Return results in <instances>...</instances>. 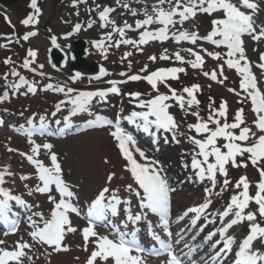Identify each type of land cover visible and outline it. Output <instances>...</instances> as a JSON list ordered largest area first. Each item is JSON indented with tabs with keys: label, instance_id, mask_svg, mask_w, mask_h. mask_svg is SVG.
Returning a JSON list of instances; mask_svg holds the SVG:
<instances>
[{
	"label": "snow or ice",
	"instance_id": "6c2138e0",
	"mask_svg": "<svg viewBox=\"0 0 264 264\" xmlns=\"http://www.w3.org/2000/svg\"><path fill=\"white\" fill-rule=\"evenodd\" d=\"M82 2H86V0H73V7ZM120 2L123 3L125 9L129 8L127 2H124V0H120ZM165 4L169 5L167 10L163 7ZM96 7L97 9L101 8L100 5ZM258 7V3L251 2V0H235V2L234 0H157V6L153 8L154 16L149 15L147 11H145V16L147 18L137 21L135 29L126 21L123 27H117L114 21H110L109 15L114 9L103 7L102 10L99 11V19L104 22L101 26L105 27L109 23L112 24L113 32L118 33L121 37V39L115 41L114 44H110V46L116 48H119L121 44H123L131 45L142 51L141 46L148 44L150 41L163 42L169 38L175 40L177 43L187 41L196 45L198 40H204L216 47H225L227 49V59H223L219 52H208L206 49H200V52H197L191 48L185 49L184 51L194 57V60H185L179 52L174 53V58L181 65L189 64L192 69L203 68L204 56L201 55V52L206 53L214 60H223V62L218 65V71L203 72L205 77L219 84H223L224 82V80L218 79V72L220 76L224 74V65H227L228 69H234L241 78L239 88L241 92L244 93V100L250 99L251 101L252 112L255 114L254 126L260 133L258 136L250 127L246 126L243 108L235 112L231 123L228 122V105L226 101H222L217 108L214 107L215 100L209 97V115L206 120L201 117L198 111L200 101L195 95L200 91L199 84H194L191 87H184L182 89V94H178L175 89L167 84L168 80H177L179 78L178 74H186V69L183 66L160 68L146 76H141L139 74L128 75V73L121 72L119 75L122 77L126 76L127 80H109L107 83L110 84L111 87L107 90L80 92L78 96L69 101L74 106V113L86 111L94 97H99L100 100L103 101L109 93L117 95L121 93V89L118 85L125 84L128 81L135 82L143 79L157 92L158 83H163L168 87L170 93H159L147 100H141L140 93L129 94L137 101L136 107L143 109V111L140 112L134 111L129 119H141L144 122L145 130H147L149 124H154L156 128L165 131H173L178 127L174 116L169 111L172 105L169 104L168 101H174L182 111L197 109L190 113L196 117L197 123L189 125V129L194 130L195 133L201 135L203 138L197 139L195 137H189L194 149H196L192 155L190 166L194 175L200 182H204L205 180L210 182L211 187H206L204 189L205 194L209 197L211 196L217 185L218 174L224 177L223 189L226 190L228 188L231 183L228 179L229 165L233 168H248L251 166L256 169L259 175V180L255 185L256 192L254 196L250 195V182L247 176H241L234 185V188L240 191L231 197L224 211L218 213L221 222H224L226 217L231 216L232 218L220 229V236L224 237L222 247L217 251V244L220 243V241L211 245L212 249L215 251V257H213V259L219 258L222 253L231 252L233 245L236 244L238 251H236L234 255V264H264V226H261L257 221L258 216L260 220H264V90L258 88L257 78L251 71V63L246 57L242 40V36L245 34H248L253 41L260 42L264 40V27H261L257 33L254 28L253 15L246 13V10H251V13L254 14ZM30 8L33 10L32 14L21 21L24 26H34L38 23L37 18L41 14V9L38 7V0H30ZM129 11H131L134 16L137 14L134 10L129 9ZM197 12L208 16L219 14L218 16H213L211 20V31L206 36L199 37L197 33L189 31H177L173 33L171 37L169 36V26H174L177 23L183 24L184 21L195 18ZM174 17H179V21L174 20ZM5 20L11 25V21L7 16H5ZM153 23H158L162 25V27L156 31L147 30V26ZM88 27H92V24L89 23ZM80 28L81 25L77 23L75 25V31H79ZM140 29H143V31L140 32L138 39L124 38L126 30L135 31ZM35 35H37L35 31H29L23 35L22 39L27 41L30 37ZM5 39H7L9 43L12 42L11 37H5ZM106 40L111 42V33L107 35L106 39L102 37L99 41L94 42L95 47L104 50ZM16 42L18 43L19 40ZM52 43L55 44V39L52 40ZM0 47H6V45H0ZM165 52H167L166 49ZM132 54V52H126L122 60L127 59ZM36 56L37 52L35 50H27V58L23 60L21 67L37 75L44 76L42 71L37 72L36 68L31 67ZM170 58L171 57L168 55H161L159 57L161 60H168ZM149 59L156 61L157 57L150 56ZM242 61L243 63H241ZM259 61L260 62L256 66L264 72V52L259 53ZM4 63L8 65L14 62L9 57L4 60ZM38 67L42 69L43 65H39ZM129 68H131L130 63ZM146 70L147 68L145 66L141 71ZM100 73L102 76L109 75L103 68L100 69ZM10 75L14 78H18L17 82L11 84V88L14 91L24 86H27V91L30 93H35L37 91L34 84L30 83L21 75L20 72L16 70L15 66L11 68ZM5 79H7V76ZM97 79H99V77H97ZM224 79H227V77H224ZM47 87L50 89L53 86L49 84ZM56 90L64 92L65 88L58 87ZM73 91L74 89L67 88L68 93H72ZM228 91L234 92L237 96L241 95V92H236V90L232 88H229ZM8 95V92L5 91L3 96H0V101L8 99ZM240 102L243 103L244 101L242 100ZM59 108L60 105H57V109ZM53 115H55V113ZM150 117L154 119H150ZM222 120L223 123L221 122ZM92 123L100 126H112L111 121L105 120L100 116H96L95 121ZM210 125H214V127H210ZM114 127L115 130L110 134L117 142L120 153L130 166L127 170L131 173L138 187L143 191V195H141L139 191L134 193L140 200V207L150 210L152 213H158L162 221V227L167 231V216L170 200L169 193L173 191V189L170 188L167 179L162 177L159 170L155 167L156 161H151L143 165L137 163L129 147L135 144L133 137L126 133L118 123ZM41 128H43V117L41 118ZM236 130H238V134ZM173 139H175V136H173ZM220 139L225 141L222 146L217 145V141ZM250 140L252 142L248 143ZM41 148L47 150L49 153L50 167L45 166L44 163L37 158ZM52 148L53 145L49 143L43 145L33 144L31 147V155L20 153V155L26 156L28 162L35 167L37 179L40 183L36 185L34 191L42 195L46 194L48 200L54 205L50 211L49 218H45L42 213H33V215L40 218L43 222V226H40L31 216L28 218L32 228V231L29 233L31 240L38 245L51 248L53 252H67L69 248L63 244L66 235L80 231L84 250H88L90 242L94 245V249L91 251L86 264H96L98 259L102 262H107L111 259L113 264H144L142 256L146 252L148 255H152L155 250L149 251L143 249L136 245L134 240L130 244L125 241L122 236L118 241H113L109 239L108 236L98 235L94 229L91 222L92 220L103 219L107 208L111 209L112 215H116V205L121 203L117 193L109 186L103 187L98 192L96 198L91 202L88 210L89 225L83 229H77L72 226L70 215L73 213L76 215L80 214L79 209L72 202L73 199L76 198V193L64 180L61 164L58 161L56 153L52 152ZM9 151H12V149H9ZM140 156L144 157V153L140 152ZM105 163H107V161H105ZM114 178L115 173L109 174L106 178V183L110 185ZM21 179L28 180L31 179V177L22 176ZM3 180L4 173H0V184L3 183ZM53 188L59 195L58 200L51 195ZM128 188L129 191H132L131 185H129ZM29 194H32L31 191ZM0 196L4 198L0 200V216L7 219L9 210L8 201L15 200L17 203L21 204L23 201L20 197H14L9 191L2 188H0ZM106 199L108 201L107 204H105ZM251 202H254L258 206L257 212H246ZM123 203L130 204V201H123ZM211 203L212 201L209 198L206 202L197 207H189L180 219L189 216V214H194L191 224L195 226L202 214L210 207ZM27 207L30 208L31 206ZM126 211L130 212V209H126ZM128 219L139 221L141 216L136 215L133 217L130 214ZM244 222H248V231L242 241L237 244L234 237L226 236L225 234L233 226ZM13 223L15 224V221H13ZM168 235L171 236V233L168 232ZM214 236H216V233L212 232L207 239L211 241ZM156 239L159 241V237H156ZM4 243L3 240H0V245ZM176 243L179 244L180 240H177ZM32 247L33 245L31 243L20 240L16 242L14 249L11 251L0 248V264H10V262H14V264H26L25 258L27 261L32 260V257L28 255ZM162 250L166 251L168 257L165 264H184V260L172 251L170 245L164 246ZM133 252L138 254L132 255Z\"/></svg>",
	"mask_w": 264,
	"mask_h": 264
},
{
	"label": "rangeland",
	"instance_id": "374dc122",
	"mask_svg": "<svg viewBox=\"0 0 264 264\" xmlns=\"http://www.w3.org/2000/svg\"><path fill=\"white\" fill-rule=\"evenodd\" d=\"M150 1H153L154 3L147 2L145 4L143 2H139V7H129L137 13L134 16L131 11L118 8L117 5H115V0H86V2L78 3L75 7H73V0H40L38 7L41 9V14L37 18L38 23L32 27L24 26L21 23V21L27 16L25 8L26 0H15L14 4L10 7L9 12L11 13H9L10 16L8 17L11 21V25H9V23L5 20L7 13L0 7V35L5 34L6 37L12 33L11 29L13 28H16L19 31L15 38L14 36L11 38L12 49L9 52H7L5 47H0V71L6 74L5 72L9 69L7 75L10 76V79L15 81L18 78H14L10 75L11 68L15 66L16 70L19 71L21 75H23L30 83H33L38 87L41 85L40 82L43 81L47 82L46 84H51L54 89L64 87V92H67V88H72L74 89L72 93H76L82 89H87L91 92H96V90L99 89L107 90L111 87L107 81L127 80L126 76L122 77L119 75L121 72L128 73V75L139 74L141 76H146L163 67L166 63L176 64L177 67L183 66L186 69V74L180 73V76L189 75L196 81V83H199L202 86L203 91L210 92L199 96L200 105L198 111L200 116L202 114L206 116L209 115V108L205 104V102H209V95L217 97L220 100H226L227 104H229L234 110L240 108L244 109L246 124L258 136L260 133L254 126L255 114L252 112L251 101L250 99L244 100V93L241 92V89L239 88L241 78L234 69H228L227 65H224L223 76H220L218 72V79H222L224 82L223 84H219L205 77L203 72H211L213 70L218 71V65L221 64L223 60H214L206 53L201 52V55L204 56L203 68L192 69L189 64L181 65L174 58V53L179 52L185 60H194V57L184 51L185 49L191 48L197 52H200V49H206L208 52H219L223 59H227V49L225 47H216L215 45L203 42L202 40H198L196 45L187 41L177 43L171 38L163 42L150 41L148 44L141 46L142 51L131 45L121 44L119 48L110 46V44H114L115 41L121 39V37L118 33L113 32V25L110 23L106 26V29L102 28L101 25L104 22L99 19V11L102 10L103 7L114 9V11L109 15L110 21H114L117 27H123L124 22L126 21L129 25H132L133 29H135L137 21L147 18L145 16V11H147L149 15L154 16L153 8L157 6V0ZM251 2L258 3L259 7L254 14L251 13V10H246V13L253 15L254 28L258 33L259 29L264 27V0H251ZM29 5L30 0L28 1V6ZM97 5H100L101 8L97 9ZM163 7L167 10L169 5L165 4ZM218 15L219 14H213V16ZM213 16L197 12L195 18H190L189 20L184 21L183 24L177 23L174 26H169V36L171 37L172 34L177 31H189L197 33L199 37H204L211 31V20L213 19ZM174 20L179 21V17H174ZM77 23L81 25L79 32L73 29V24ZM89 23L92 24V27L90 28L88 27ZM37 24L39 27H37ZM44 24L50 26L52 28L51 31H54L55 33L59 32V34H61V37L58 39L61 44L60 47H62L69 56L70 50L68 48L65 49V43L70 40L68 37L69 33L75 38L80 37L87 39L90 42L88 61L91 63H100L109 75L102 78L98 73L90 74L85 71L72 72L70 69L71 59H69L63 70L54 71L48 59V46H50L49 39L47 34H44L43 31L41 32V27ZM160 27H162V25L153 23L152 25L147 26V30L156 31ZM29 31H35L37 35L27 41H24L22 37ZM141 31H143V29L135 31L126 30L124 38L138 39ZM109 33L112 34V40L111 42L106 40L104 50L95 47L94 42L99 41L102 37H105L106 39ZM5 37L0 36V45L8 44L9 41L5 39ZM17 40H19L18 43L16 42ZM244 41L245 43L243 46L246 57L251 63V71L257 78L258 88L264 90V72L256 66L260 62L259 53L264 52V40L260 42L253 41L248 34H245ZM29 49L37 52V56L31 67L36 68L37 72L42 71L44 76L37 75L36 73L21 67L23 60L27 58V50ZM165 49L167 52H165ZM126 52H132L133 54L127 59L122 60V57ZM161 55H168L171 58L168 60H161L159 59ZM150 56H156V61L150 60ZM9 57L14 63L6 65L4 60ZM129 63L131 64V68H129ZM241 63H243V61ZM39 65H43V68L40 69L38 67ZM145 66L147 70L141 71L145 68ZM97 77H99V79H97ZM224 77H227V79H224ZM0 81L3 84V89H5V87H11V85L5 84L6 80L3 78H0ZM180 83L181 81L178 80L167 81V84L171 88L175 89L177 93L179 90L182 92V89H180ZM118 86L121 89V94L117 95L109 93L103 101H101L99 97H94L88 105L86 111L74 113L73 117L76 120L75 122L79 123L77 126H81L79 129L90 127L89 130H85L80 134H76V132L73 131L68 136L59 139L48 137L45 140L46 142H40L38 138H33V140H36L34 142L39 144L49 143L53 145L52 152L56 153L58 157V161L62 167L64 180L73 186L74 192L80 196L81 201L86 205L91 203L92 199L96 197L98 192L105 186H109L117 193L121 203L123 201H130V204L132 202H138L139 198L136 197L134 193L136 191H142V189H140L136 184L131 173L127 170V162L122 166L125 161L124 157L120 153L117 143L109 137L111 126H100L92 122L95 121L94 117L100 116L105 120L111 121L112 126H114L123 116L130 117L134 111H139L138 109H135L137 101L129 95L130 93H140V99L147 100L150 97H154V92L156 91H153L147 81L143 79L135 82L128 81L127 83ZM229 88L235 89L236 92H241V95L237 96L234 92H229ZM22 89L23 93H28L25 87H22ZM11 90L13 92L12 88ZM160 92L161 90L157 93L159 94ZM124 94L125 103L123 105L134 104L135 106L129 107L121 114V116L116 117L114 115L115 105L118 101L121 103ZM13 96L14 93L9 95L8 99L4 100L3 103L1 101L0 103L4 106H8L12 112H17L16 115H19L21 112H26L22 111L24 110L26 102H22V99L20 100V98H12L10 100ZM54 96L55 94L53 91H43L37 98L34 97L32 100L27 97L26 101L31 103V110L39 108V112L44 113L49 109H53V107L51 105L49 106V104L51 101L56 100ZM126 97L128 100H126ZM242 100L244 101L243 103L240 102ZM128 101L129 103H127ZM36 102H38V105H35ZM168 103L172 105L169 111L174 116L178 125V127L173 131H165L167 139L175 146L176 151L180 154L179 156H181L180 162L175 163V167L178 170H183L184 168L189 175H192L193 173L191 171L193 170L190 166L191 158L196 149H194L189 137H195L197 139L203 138L201 135L195 133L194 130L189 129V125L197 123L196 117L190 114L191 111H195L197 109H187L182 111L173 101H168ZM66 109L67 108H65V110ZM65 112L66 111L63 110L60 111L61 114ZM46 113L47 114L44 113L45 116L41 115L45 118L44 121L46 122L51 120L57 121L56 116L61 115L58 111H49ZM52 113L58 114H56V116L50 115ZM10 118H13V116H10ZM18 118L22 120V117ZM4 123L7 124L6 118ZM210 127H214V125H210ZM4 129H2L1 133H4L6 137L4 138V143H1L2 150L0 152V173H4L2 185L8 188L9 186L10 188L14 187L19 193L24 194L34 203V205H36V212L38 211L44 215L48 212V210L53 208L54 205L48 200L46 194L42 195L34 191L36 185L40 183L37 179L35 167L28 162L26 156L20 155V153L31 155V148L29 149V145L32 147V144L28 145L26 141L27 139L23 136L8 132L7 127H4ZM236 132L238 134V130H236ZM128 134L131 135L135 141L134 145L129 146L133 158L142 165L153 161L145 154L144 157L140 156V152H143L140 150L142 147L141 143L133 134ZM173 136H175V139H173ZM156 140H158L157 135L152 138V142H155ZM251 142V140L248 141V143ZM223 143H225V141L222 139L217 141L218 146H222ZM9 149H12V151H9ZM37 158L41 160L45 166H51L47 150L41 148L40 154ZM105 161H107V163H105ZM157 165L160 167L161 163H156L155 167L158 169ZM159 172L162 173L161 171ZM228 172V179L231 181L228 188L226 190L223 189L224 177L218 174L216 188L213 190L210 197L204 192L206 187H211L210 182L207 180L204 182H200L198 180L195 187L189 186L184 190L176 192L175 199L178 209L182 211L187 210L189 207H197L210 198L212 203L202 214L203 218L201 220L205 219L209 223L220 225L218 213L224 211L227 206H224V204H228L230 196H233L234 191L238 190L234 188L236 181H238L241 176H247L250 182V195L254 196L256 192L255 185L259 180L258 172L251 166L248 168H233L229 165ZM111 173H115V178L109 185L106 183V178ZM22 176H28L31 177V179L23 180L21 179ZM129 185H131L132 191H129ZM30 191L32 193L31 195L29 194ZM51 195L57 198L56 194H54V188ZM221 202L225 203L220 206ZM257 208L258 206L254 202H251L249 207L246 209V212H257ZM192 218H194V214H192ZM257 221L261 224V226H264V220H260L259 216L257 217ZM237 229L242 232L236 238V242L238 243L239 238L247 234L248 222L237 225ZM31 231L32 230L25 232L22 237L19 236V239L15 240H6L5 238H2L5 243L0 245V248L13 250L15 243L20 240L31 243L33 247L31 251L28 252V255L32 257V260L27 261L25 258L26 264H81L86 255L89 254L91 247L89 246L88 250L85 251L83 244H77V239H74L72 235H69L70 237L67 238L65 244V246L69 248V251L59 253L53 252L48 247L38 245L32 241L29 235Z\"/></svg>",
	"mask_w": 264,
	"mask_h": 264
},
{
	"label": "bare ground",
	"instance_id": "6f19581e",
	"mask_svg": "<svg viewBox=\"0 0 264 264\" xmlns=\"http://www.w3.org/2000/svg\"><path fill=\"white\" fill-rule=\"evenodd\" d=\"M143 2H147V0H142ZM143 151H145V149L143 148ZM146 152V151H145ZM149 152V151H148ZM159 152L163 153L162 155V158L164 159L163 160V163L169 165V174L171 175V178H170V175L168 174V178H170V182L168 181V184L169 186H172L175 187L176 189L178 190H182L186 187H189L190 185H193L196 181V179L193 177H189V175L187 173H183L182 170H178L176 169L175 167V163H178V154L176 153V149L175 148H172V147H166V148H163V150H159ZM172 154H174V156L172 157ZM159 156V158H160ZM172 161V162H170ZM174 162V163H173ZM170 163H173L170 165ZM165 171V170H163ZM182 177V178H181ZM187 178V184L185 183V180ZM204 250H201V252H203ZM208 251H204V257L206 255H208Z\"/></svg>",
	"mask_w": 264,
	"mask_h": 264
},
{
	"label": "water",
	"instance_id": "95a60500",
	"mask_svg": "<svg viewBox=\"0 0 264 264\" xmlns=\"http://www.w3.org/2000/svg\"><path fill=\"white\" fill-rule=\"evenodd\" d=\"M7 3H11L12 0H3ZM77 49L73 52V58L75 60L74 64H73V69H78L81 67L90 69V70H95L96 66H90L86 63V61L84 60V55L86 53V45L83 41H76L75 42ZM62 61V58L58 59L59 65Z\"/></svg>",
	"mask_w": 264,
	"mask_h": 264
}]
</instances>
